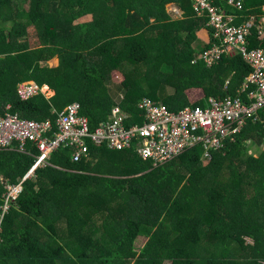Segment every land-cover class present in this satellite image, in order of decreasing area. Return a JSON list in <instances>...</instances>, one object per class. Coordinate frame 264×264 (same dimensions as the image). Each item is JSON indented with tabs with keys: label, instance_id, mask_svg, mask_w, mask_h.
Returning a JSON list of instances; mask_svg holds the SVG:
<instances>
[{
	"label": "trees",
	"instance_id": "16d2710c",
	"mask_svg": "<svg viewBox=\"0 0 264 264\" xmlns=\"http://www.w3.org/2000/svg\"><path fill=\"white\" fill-rule=\"evenodd\" d=\"M213 5L257 22L264 16V0H243L242 11L228 0ZM207 22L192 0H0V107L43 121L79 102L94 130L117 93L130 123L141 122L142 98L175 112L237 96L252 72L240 54L211 67L192 62L215 42ZM249 48H264L256 30ZM54 58L59 63L50 66ZM26 81L55 94L21 101L17 86ZM263 143L264 108L210 160L201 146L156 167L133 148L91 145L77 162L61 148L24 180L4 213L7 186L36 158L1 149L0 264H264V149L249 153Z\"/></svg>",
	"mask_w": 264,
	"mask_h": 264
},
{
	"label": "built area",
	"instance_id": "2783aa9c",
	"mask_svg": "<svg viewBox=\"0 0 264 264\" xmlns=\"http://www.w3.org/2000/svg\"><path fill=\"white\" fill-rule=\"evenodd\" d=\"M228 4L238 11L244 9L243 0H228ZM192 7L198 17H207L206 25L213 30L215 39L213 45L206 52L196 55L192 62L202 60L211 67L223 56L240 54L252 65V72L246 77L239 95L223 99L210 97L204 106H186L175 112L163 103L142 98L137 103L141 122L130 123L131 116L119 106L123 96L117 93L107 119L94 130L89 118L81 114L79 102L56 112L54 121L26 119L13 112L11 105H2L0 150L13 148L33 153L36 157L30 175L17 184L7 186L3 213L9 208V202L21 193L24 180L33 176L34 170L45 165L50 155L59 148H70L72 161L75 162L89 157L91 145L105 144L113 150L133 148L142 160H149L156 167L193 147L201 146V157L210 160L213 151L223 149L226 142L235 141L249 120H257L264 108V48H249V37L253 30L260 37L264 36V21L257 22L250 17L238 24V15L225 13L213 5V0H192ZM46 86L34 81L22 82L18 84L17 94L21 100L27 101L39 94L46 95L50 91ZM243 93L246 98L242 97ZM33 147L39 150L37 155Z\"/></svg>",
	"mask_w": 264,
	"mask_h": 264
},
{
	"label": "crops",
	"instance_id": "0c3cea01",
	"mask_svg": "<svg viewBox=\"0 0 264 264\" xmlns=\"http://www.w3.org/2000/svg\"><path fill=\"white\" fill-rule=\"evenodd\" d=\"M264 9V8H263ZM168 10V12L169 13H171V15H172V17L174 18V19H180L181 17H182V15H183V11L177 6V5H174V4H171V8H168L167 9ZM241 18V16H239V18L237 19V21L239 20ZM247 18H248V15H245V16H243L242 18H241V20H240V22L242 23V22H244L245 20H247ZM260 20H263L264 21V16L263 17H261L260 18ZM238 24H240V23H238ZM58 63H59V61H58V58H57V63H55V64H49L50 66H57L58 65ZM35 82V81H34ZM22 83V82H21ZM37 83V82H36ZM20 84V83H19ZM41 86H45V85H41ZM18 87V86H17ZM46 87H48V86H46ZM50 89V88H49ZM49 92H53L52 94L54 95L55 94V92L53 91V90H51L50 89V91ZM40 95H43L46 99H51V96L49 97L48 95H49V93H47L46 95H44V94H39V95H37V96H40ZM17 96H18V94H17ZM53 97V96H52ZM18 98H19V96H18ZM20 99V98H19ZM21 100V99H20ZM21 101H24V100H21ZM28 101V100H27ZM74 103V102H73ZM6 104H8V103H5L4 105H6ZM9 105H11V104H9ZM11 108H12V106H11ZM13 111V110H12ZM17 113V112H16ZM18 114H20V113H18ZM21 115V114H20ZM22 116V115H21ZM55 119H56V117H55ZM54 119V120H55ZM46 120H51V119H46ZM54 120H52V121H54ZM43 121H45V120H43ZM31 146V145H30ZM34 148V147H33ZM32 148V149H33ZM36 149V148H35ZM59 149H61V148H59ZM58 149V150H59ZM37 150V152H34L36 155L38 154V149H36ZM20 151V150H19ZM57 151V150H56ZM55 152V151H54ZM72 155V154H71ZM51 156V155H50ZM36 158V157H35ZM50 158V157H49ZM49 158L47 159V163L45 164V165H43V166H46V165H49V164H51L50 162H49ZM35 164V163H34ZM43 166H38V167H43ZM33 167V166H32ZM37 167V168H38ZM36 170V169H35ZM34 170V171H35ZM30 171V170H29ZM27 175H30L29 174V172L24 176V177H26Z\"/></svg>",
	"mask_w": 264,
	"mask_h": 264
},
{
	"label": "rangeland",
	"instance_id": "374dc122",
	"mask_svg": "<svg viewBox=\"0 0 264 264\" xmlns=\"http://www.w3.org/2000/svg\"><path fill=\"white\" fill-rule=\"evenodd\" d=\"M168 8H171V5H169ZM89 19H90L89 17H85L81 21H88ZM6 25L8 27H11V25H13V24L11 22H9ZM55 63H57V58H54L52 61L49 62L50 65L51 64H55ZM162 87H163L165 93L169 94V93L172 92V88L170 86L163 85ZM47 93H49V95H52L53 92H47ZM258 149L259 150H257L255 147L251 148L249 150V153L257 155L261 150L264 149V143ZM59 233H60V235H64L65 234V228H64V226H62V224L59 225ZM97 233H99L101 235L100 231H97ZM144 241H145V239L144 238H140V237L135 241L134 246H135V249L137 251L141 248V246L143 245ZM250 243H251V241H250ZM164 264H170V263L169 262H164Z\"/></svg>",
	"mask_w": 264,
	"mask_h": 264
}]
</instances>
